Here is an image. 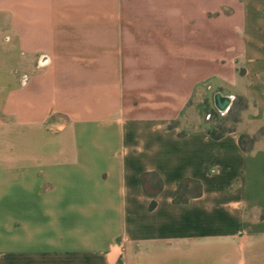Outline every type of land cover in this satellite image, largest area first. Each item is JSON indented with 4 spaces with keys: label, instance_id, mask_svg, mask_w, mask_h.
<instances>
[{
    "label": "crops",
    "instance_id": "obj_1",
    "mask_svg": "<svg viewBox=\"0 0 264 264\" xmlns=\"http://www.w3.org/2000/svg\"><path fill=\"white\" fill-rule=\"evenodd\" d=\"M0 44V264L202 260L264 239V138L238 143L264 126V0H0ZM200 88L246 99L235 131L169 127ZM184 178L202 195L176 205Z\"/></svg>",
    "mask_w": 264,
    "mask_h": 264
},
{
    "label": "rangeland",
    "instance_id": "obj_2",
    "mask_svg": "<svg viewBox=\"0 0 264 264\" xmlns=\"http://www.w3.org/2000/svg\"><path fill=\"white\" fill-rule=\"evenodd\" d=\"M2 47L3 46L0 44V65H2L6 59ZM5 62L8 63L7 59ZM1 74L2 73L0 72V75ZM214 93L208 88H200L196 91L188 107L180 118L174 122L179 133L205 132L207 129H213L219 132L221 129H227L234 126V120L240 118V106H235L229 114L224 115L222 119H218L211 113V109L214 108L212 101ZM215 123H217V125H215ZM219 124L221 127H218ZM21 134V131H16V147H21L22 145ZM2 141L4 142V145ZM5 145V137L0 136L1 150L5 151ZM2 172L3 170H0V179L2 177V179H6L5 176H2ZM262 217L263 215L261 213L258 214L259 219H262ZM259 228H262V225H260ZM241 244L242 242L240 238L231 240L227 245L223 246H208V243L207 246L204 245L201 249L202 254H204L202 255V260L175 259L135 261L138 264H264V239L247 236L243 243V248H241ZM237 258H239V260H236ZM129 264L135 263L131 260Z\"/></svg>",
    "mask_w": 264,
    "mask_h": 264
},
{
    "label": "trees",
    "instance_id": "obj_3",
    "mask_svg": "<svg viewBox=\"0 0 264 264\" xmlns=\"http://www.w3.org/2000/svg\"><path fill=\"white\" fill-rule=\"evenodd\" d=\"M237 105L240 106L239 112L241 115V111H243L247 107L246 99L242 98V97H236L233 101L231 108L229 109V111L225 115L229 114L230 111H232V109ZM211 113L218 119H222L224 117V115H221L214 108L211 109ZM239 121H240V118H236L234 120V126L233 127H230L227 129H221L220 128L221 130L219 132H217L213 129H207L203 133H206L212 139L217 140V139L222 138L227 133H229L231 131H235L236 125ZM215 125H217V123H215ZM169 127L174 128L176 126L174 123H172ZM218 127H221V125L219 124ZM186 134H189V133H182V134L180 133V136H183ZM260 138H264V126L260 127L258 129V131L256 132V134H254V135H248V134L241 133L239 135V140H238L239 147L242 151H244L246 153L251 152L254 149L256 142ZM141 181H142V185L144 188V192L148 196L152 197V200L149 203V209L153 210L156 207V201L153 198L161 191L162 180L156 173L150 172V173L143 174L141 177ZM201 195H202V184H201V182L199 180H196L193 178H184L177 183L176 193H175V196L173 198V203L176 205H185L192 198H196V197H199Z\"/></svg>",
    "mask_w": 264,
    "mask_h": 264
},
{
    "label": "water",
    "instance_id": "obj_4",
    "mask_svg": "<svg viewBox=\"0 0 264 264\" xmlns=\"http://www.w3.org/2000/svg\"><path fill=\"white\" fill-rule=\"evenodd\" d=\"M234 99L233 95L224 94L221 91H216L212 96L213 106L221 115L229 111Z\"/></svg>",
    "mask_w": 264,
    "mask_h": 264
}]
</instances>
